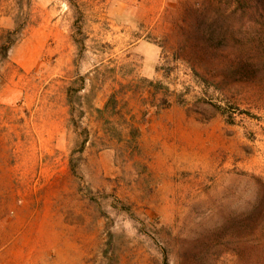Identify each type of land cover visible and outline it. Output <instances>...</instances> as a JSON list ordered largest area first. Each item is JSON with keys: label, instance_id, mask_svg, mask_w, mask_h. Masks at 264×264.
<instances>
[{"label": "rangeland", "instance_id": "rangeland-1", "mask_svg": "<svg viewBox=\"0 0 264 264\" xmlns=\"http://www.w3.org/2000/svg\"><path fill=\"white\" fill-rule=\"evenodd\" d=\"M229 0H0V264H264V50ZM253 20V19H252Z\"/></svg>", "mask_w": 264, "mask_h": 264}, {"label": "trees", "instance_id": "trees-1", "mask_svg": "<svg viewBox=\"0 0 264 264\" xmlns=\"http://www.w3.org/2000/svg\"><path fill=\"white\" fill-rule=\"evenodd\" d=\"M230 2L242 6L250 16L246 26L248 29L257 28V50H264V0H229ZM253 19V20H252ZM23 32V27L17 23L14 30L6 33L3 45L0 48V62L8 59L9 53L15 45L17 38Z\"/></svg>", "mask_w": 264, "mask_h": 264}]
</instances>
